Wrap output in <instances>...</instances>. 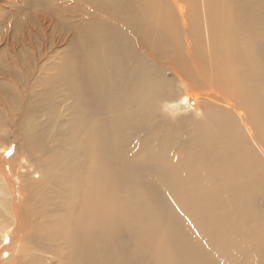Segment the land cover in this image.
Here are the masks:
<instances>
[{
    "label": "bare ground",
    "instance_id": "6f19581e",
    "mask_svg": "<svg viewBox=\"0 0 264 264\" xmlns=\"http://www.w3.org/2000/svg\"><path fill=\"white\" fill-rule=\"evenodd\" d=\"M3 140L0 264H264V0H0Z\"/></svg>",
    "mask_w": 264,
    "mask_h": 264
},
{
    "label": "rangeland",
    "instance_id": "374dc122",
    "mask_svg": "<svg viewBox=\"0 0 264 264\" xmlns=\"http://www.w3.org/2000/svg\"><path fill=\"white\" fill-rule=\"evenodd\" d=\"M40 5H42V4H40ZM168 111H169V113H170V109H168ZM171 114V113H170ZM173 114V113H172ZM182 113H181V111L179 112V113H175L174 114V117H176L177 118V120H178V117L181 115ZM182 115H185V114H182ZM181 115V116H182ZM182 126H185L186 125V121H178ZM5 141V142H4ZM1 143H7V140H3V141H0ZM1 146V145H0ZM13 149L12 150H10V151H8V153H6V155H3V151H0V153L4 156V158L6 159L7 157H10L11 156V154L14 152L13 150H14V147H12ZM8 154V155H7ZM8 159V158H7ZM8 255H9V253L6 251V252H4L3 253V255H2V258H3V260L5 261V259L8 257Z\"/></svg>",
    "mask_w": 264,
    "mask_h": 264
}]
</instances>
